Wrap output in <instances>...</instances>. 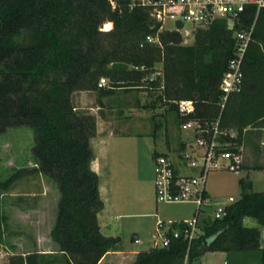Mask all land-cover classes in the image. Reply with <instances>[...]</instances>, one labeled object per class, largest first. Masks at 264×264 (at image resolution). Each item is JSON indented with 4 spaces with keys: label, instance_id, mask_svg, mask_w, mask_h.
I'll return each instance as SVG.
<instances>
[{
    "label": "trees",
    "instance_id": "1",
    "mask_svg": "<svg viewBox=\"0 0 264 264\" xmlns=\"http://www.w3.org/2000/svg\"><path fill=\"white\" fill-rule=\"evenodd\" d=\"M151 10L135 0H0V134L16 126L33 130L37 172L52 179L60 194L50 238L68 264H97L120 245L118 237L100 232L97 214L103 201L90 166L96 119L74 109V92L108 95L143 82L160 89L157 99L170 109L177 111L180 99L194 102L191 114L177 112L179 123H210L219 117L221 129L236 132L229 140L237 145L244 128L264 126V5L247 4L233 29L224 18L198 27L189 44L177 31L159 30ZM106 22L112 27L102 30ZM250 27L241 88L227 96L220 111L219 84L233 56V30ZM148 35H156L158 43L146 42ZM156 63L159 76L144 77ZM102 77L107 88L98 86ZM251 79L256 89L249 93L243 85ZM17 175L0 180V189ZM239 184V198L226 206L222 218H200L199 237L190 243L182 236L171 238L165 247L137 252L131 264H182L206 251L259 249L264 195L253 191L250 181ZM246 217L258 226L244 225ZM41 260V253L32 252L11 256L9 264Z\"/></svg>",
    "mask_w": 264,
    "mask_h": 264
},
{
    "label": "rangeland",
    "instance_id": "2",
    "mask_svg": "<svg viewBox=\"0 0 264 264\" xmlns=\"http://www.w3.org/2000/svg\"><path fill=\"white\" fill-rule=\"evenodd\" d=\"M173 27L172 20L165 22V28ZM191 28L192 24L186 22L184 29ZM101 29L105 30L104 24ZM191 42L189 37L183 44ZM159 70L160 64L156 63L155 71L144 77L159 76ZM108 86L107 82L104 88ZM113 91L116 93L105 98L103 107L110 109L115 131L122 132L112 141L118 160L111 171L112 213L103 233L117 235L124 249L132 246L148 250L153 246L157 219L187 220L194 215L195 204L158 202L154 192L155 154L179 161L182 139L189 132L180 130L176 109L157 99L160 89L142 82L135 88ZM103 96L98 91H78L71 99L77 112L90 113L96 100ZM33 144L34 132L28 126L9 127L0 134V180L18 173L8 188L0 189V264H9L11 256L32 252L42 254L41 264H65L63 255L60 259L59 255H52L58 249L50 238L60 194L52 179L37 172L36 160L31 154ZM187 144V151L192 154L195 145L191 139ZM247 177L244 172L237 175L209 171L205 183L208 202L236 201L240 195L239 180ZM212 209L202 206L200 218L210 219ZM133 235L138 236L140 243H132Z\"/></svg>",
    "mask_w": 264,
    "mask_h": 264
},
{
    "label": "built area",
    "instance_id": "3",
    "mask_svg": "<svg viewBox=\"0 0 264 264\" xmlns=\"http://www.w3.org/2000/svg\"><path fill=\"white\" fill-rule=\"evenodd\" d=\"M137 4L151 7V15L160 24L159 30H174L181 34L182 43H186L189 37L198 27H205L216 18H224L227 27L233 29L247 4H255L257 8L264 5V0H135ZM172 20L174 27L165 28V22ZM176 21L182 23L181 28L176 27ZM186 22L192 24L191 29H184ZM252 27L245 30H233L235 41L233 56L223 73L219 89L221 91L218 106L220 111L224 107L227 96L232 92H238L242 83L241 64L251 38ZM146 42L158 43L157 36L148 35ZM139 69L143 70L144 66ZM153 80V76L148 77ZM106 78H100L99 87L107 84ZM180 117H185L194 111L192 100L180 99L175 101ZM181 131H186L188 137L182 141L180 159L176 161L163 154L155 156L154 192L158 202L175 203L191 202L195 204V212L192 218L181 221L156 220V235L153 236V247H165L171 238L182 236L191 240L199 237L202 228L199 225L202 206L211 207V220L222 218L226 206L231 203L228 199L224 203H210L205 196V183L209 171H227L239 174L242 166V154L235 142L229 139L236 137L234 130L221 129L219 117L207 123L197 120L184 119L179 123ZM228 138V139H227ZM192 140L195 148L192 154L188 153L187 140ZM186 169L188 172H183ZM158 239V240H157ZM139 243L138 238L133 239Z\"/></svg>",
    "mask_w": 264,
    "mask_h": 264
},
{
    "label": "crops",
    "instance_id": "4",
    "mask_svg": "<svg viewBox=\"0 0 264 264\" xmlns=\"http://www.w3.org/2000/svg\"><path fill=\"white\" fill-rule=\"evenodd\" d=\"M251 80V83L247 82L243 85L245 91L249 93L256 89L253 84L254 80ZM114 93L116 92L112 91L110 94L104 95L100 99L98 98L95 107L90 108V113L96 119V133L90 139L93 151L90 166L98 176V189L100 198L103 201V208L97 214L100 232L105 236L118 237L117 235H106L103 233V228L108 226L107 221L112 213L109 193L114 189V182L112 183L111 180V171L113 172L114 163L116 164L118 160L112 148V141L115 135L122 132L119 131L120 129L117 132L115 131L114 124L110 118V109H104L105 98L111 97ZM239 148L242 154L240 173L244 172L248 176L245 181H250L253 191L262 192L264 195V126H248L244 128L239 138ZM240 179L244 180L243 178ZM205 196L208 200L206 191ZM171 221L181 220L173 219ZM243 223L246 226H258L255 220L248 217L243 219ZM134 238H138V236H132V243H134ZM123 246L120 244L118 250L104 254L97 264H131L136 253L142 251L132 246L124 249ZM52 255H59L57 258L60 259L62 254L57 250L52 252ZM64 262L68 264L65 258ZM182 264H264V227H259V249L249 251H206L197 259L184 261Z\"/></svg>",
    "mask_w": 264,
    "mask_h": 264
},
{
    "label": "bare ground",
    "instance_id": "5",
    "mask_svg": "<svg viewBox=\"0 0 264 264\" xmlns=\"http://www.w3.org/2000/svg\"><path fill=\"white\" fill-rule=\"evenodd\" d=\"M111 24H110V22H106L105 24H104V29L105 30H109L111 27Z\"/></svg>",
    "mask_w": 264,
    "mask_h": 264
},
{
    "label": "water",
    "instance_id": "6",
    "mask_svg": "<svg viewBox=\"0 0 264 264\" xmlns=\"http://www.w3.org/2000/svg\"><path fill=\"white\" fill-rule=\"evenodd\" d=\"M153 1H157V0H153ZM176 27L179 29L182 27V23L180 21H176Z\"/></svg>",
    "mask_w": 264,
    "mask_h": 264
}]
</instances>
